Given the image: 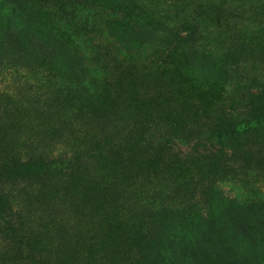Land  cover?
Segmentation results:
<instances>
[{
    "label": "rangeland",
    "instance_id": "obj_1",
    "mask_svg": "<svg viewBox=\"0 0 264 264\" xmlns=\"http://www.w3.org/2000/svg\"><path fill=\"white\" fill-rule=\"evenodd\" d=\"M68 2L0 3L98 44L69 91L38 80L43 53L0 46V264H264L263 141L216 152L176 137L264 85V0H88L74 14ZM130 16L150 33L121 51ZM161 24L174 29L158 36ZM207 44L242 70L205 83L193 64ZM242 182L249 206L212 196Z\"/></svg>",
    "mask_w": 264,
    "mask_h": 264
},
{
    "label": "trees",
    "instance_id": "obj_2",
    "mask_svg": "<svg viewBox=\"0 0 264 264\" xmlns=\"http://www.w3.org/2000/svg\"><path fill=\"white\" fill-rule=\"evenodd\" d=\"M34 1L37 2L39 7L48 8V0ZM57 1L63 4L68 2L66 0ZM2 2H6V0H0V3ZM68 3L69 5L72 4L70 11L71 14H74L78 11L83 12V7L88 3V0H69ZM130 18L132 17H125L124 21L121 22L123 33L120 37L115 38L116 45L121 51L137 48L141 40L139 34L142 35V39H145L150 33L147 29L148 26L145 25L142 26V32L138 31V25L141 24H134L136 29H133V23L130 24L129 22ZM187 27L189 28L185 36L188 38L191 37L189 33L195 29V25H188ZM161 29H164L167 33L174 28H165L163 24L161 26L157 25L156 32L158 36H163L161 35L163 32ZM185 36L181 37L185 38ZM66 39L51 36L40 24L29 20L23 10L16 6L11 5L5 13L0 10V46H5L6 42H14L22 53L29 54L33 50L43 53L45 59L43 65L47 66L48 71L45 72L44 77L40 76L38 80L47 83V85L53 84L52 86L59 90L69 91L75 89L78 80L81 81L76 76L80 64L83 63V65H87L86 68H91L96 63L95 56L97 55L98 44L94 38L83 35V33L70 35L69 39ZM203 49L204 51L194 61L193 68L205 83H212L216 80L222 81L224 72H227L226 74L230 77L235 72H240L242 66L246 63L240 61V59H244L240 56L239 61L241 63L238 61L228 65L224 61L225 57L218 55L213 45L207 44ZM28 86L30 88L31 84ZM245 104L246 106L242 107V105L235 103L232 108L222 112L221 115H214L205 126L204 124L199 126V130H203V132L198 133L196 136L176 135V137L181 144L191 149L207 144L209 147H215L216 152H220L221 149L227 146L230 147L243 138L256 142L263 141L264 145V85L257 90L253 100ZM194 131L196 132V129ZM68 159L70 158H66V160ZM49 161L57 162L55 158H50ZM222 183L221 181L220 184ZM248 186L243 182L239 185L232 184L230 190L235 195L230 197L217 185L212 196L216 198L221 196L228 202L249 206L253 203L251 198L253 192ZM182 214L192 216L193 219H197L196 221L201 218V213L194 210L193 207L184 210ZM3 218H5L4 215H2V222ZM171 264L174 263L171 262Z\"/></svg>",
    "mask_w": 264,
    "mask_h": 264
}]
</instances>
